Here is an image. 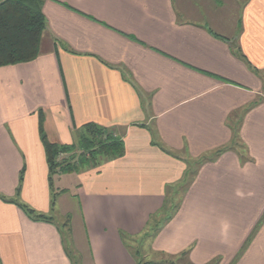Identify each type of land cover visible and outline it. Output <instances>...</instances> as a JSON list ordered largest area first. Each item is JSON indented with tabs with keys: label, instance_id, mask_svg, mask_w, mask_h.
Masks as SVG:
<instances>
[{
	"label": "crops",
	"instance_id": "0c3cea01",
	"mask_svg": "<svg viewBox=\"0 0 264 264\" xmlns=\"http://www.w3.org/2000/svg\"><path fill=\"white\" fill-rule=\"evenodd\" d=\"M42 13L39 55L0 67V196L15 199L23 169L18 200L49 215L39 113L57 144L93 123L124 153L57 198L78 264H136L129 242L148 230L150 262L264 264V0H44ZM60 231L0 199V264H72Z\"/></svg>",
	"mask_w": 264,
	"mask_h": 264
},
{
	"label": "trees",
	"instance_id": "16d2710c",
	"mask_svg": "<svg viewBox=\"0 0 264 264\" xmlns=\"http://www.w3.org/2000/svg\"><path fill=\"white\" fill-rule=\"evenodd\" d=\"M43 2L44 0H0V67L30 62L39 55L41 37L46 30V20L42 13ZM237 56L245 59L238 51ZM38 118L39 136L48 169L50 211H54L57 198L67 190L55 189L53 178L97 169L106 162L122 157L123 140L108 128L88 123L80 128H74L71 144L52 143L43 131L41 113ZM23 172L22 169L19 174L15 199H6L2 196L0 199L17 206L31 221L53 223V218L49 215L38 213L18 200ZM153 222H155L154 218L151 220V223ZM67 238H69L68 232ZM67 241L68 239L63 240V243ZM64 247L71 263L78 264L75 257L71 256V252H68L67 244ZM132 255L136 264H144L136 253ZM145 264H171V262Z\"/></svg>",
	"mask_w": 264,
	"mask_h": 264
},
{
	"label": "rangeland",
	"instance_id": "374dc122",
	"mask_svg": "<svg viewBox=\"0 0 264 264\" xmlns=\"http://www.w3.org/2000/svg\"><path fill=\"white\" fill-rule=\"evenodd\" d=\"M225 1V3L226 2H228V1H232V0H224ZM235 10V9H234ZM74 175L75 174H69V175H63L64 177H62V178H59V177H57V176H55L54 178H53V181H54V183H53V185H54V188L55 189H60V188H65V189H67V192H68V194H70V195H74L76 192H77V190H76V180L74 179L75 177H74ZM186 180H189L190 178H185ZM175 189L176 188H174L173 189V191H175ZM177 191L179 192V193H182L183 192V188H179V189H177ZM68 194H67V196H68ZM65 199H66V197H64ZM170 198V197H169ZM72 203V202H71ZM173 204L172 205H175V204H177L178 203V197H176L175 199H174V201L172 202ZM63 206V205H62ZM70 207H71V205H70ZM72 208V207H71ZM53 212L54 211H50V213H49V216L50 217H52L53 218V221H55V223L58 225V227H60L61 228V231L60 232H62V234H61V237H62V241L63 240H67L68 238H67V232L65 231L67 228L66 227H64V226H62V222H64L65 220H64V217H59L58 216V214L56 215H54L53 214ZM48 215V214H47ZM164 217H165V215H164ZM164 218H163V216L161 215L159 218H157V219H155V222H153V223H151V225H150V227L153 229V228H155V227H157V226H159L160 224H161V221L163 220ZM153 231V230H152ZM149 234H151V230H148L147 231V233L145 234V235H143V236H141V237H136V238H134L132 241H130L129 242V245H130V247H131V252L132 253H136L137 254V256L139 257V259L141 260V262H143L144 264L145 263H150V257H151V255L149 254V257L148 256H146V254L148 255V253H147V251L145 252V250H147L146 249V247H145V245H146V241H147V239L149 240ZM70 243V241L68 242L67 241V243H64V245L66 246V244H69ZM71 246V245H70ZM68 249H69V247H68ZM70 250H71V248H70ZM69 252V251H68ZM71 253H72V250H71ZM133 256V255H132ZM134 258V257H133ZM135 259V258H134ZM217 260H214V262H216ZM151 263H155V262H151ZM215 264V263H214Z\"/></svg>",
	"mask_w": 264,
	"mask_h": 264
}]
</instances>
